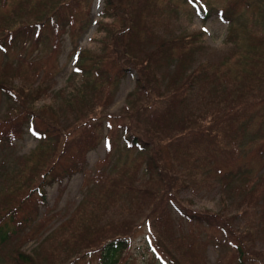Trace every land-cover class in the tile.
I'll list each match as a JSON object with an SVG mask.
<instances>
[{
  "label": "trees",
  "instance_id": "16d2710c",
  "mask_svg": "<svg viewBox=\"0 0 264 264\" xmlns=\"http://www.w3.org/2000/svg\"><path fill=\"white\" fill-rule=\"evenodd\" d=\"M183 1L202 20L213 14L226 19L228 24L236 20L234 2L222 8L212 5L209 0H199L198 4L193 0ZM244 1L246 7H252L253 0ZM90 2L24 0L13 10L0 15V51L10 46L25 50L31 44L37 46L45 43L52 48L48 55L56 57L61 34L69 31V28L72 30L70 33H75L86 27L80 16L87 14L85 9ZM160 3L168 8L173 6L170 1ZM160 3L157 5L156 0H103L100 16L113 21L98 20L97 23L110 36V40L104 43L100 54L87 49L76 52L71 93L64 97L61 95L62 100L57 102V108L51 104L35 105V100L46 93L41 80L50 78L52 68L43 70L39 62H27L28 67H37L40 71L30 81L23 82L27 84L26 87L6 82L7 72L13 71L12 76L21 78L26 68L18 66L13 69L11 65L0 68V95H12L16 99V103L9 106L0 117V151L20 139L26 130L38 139L40 145L27 164L1 180L0 253L10 254L15 264H62L61 255L68 258L64 264H129L124 258L131 247V222L128 224L134 203L142 211L148 209L147 225L156 224L161 231L159 240L163 241V232H172L171 216L167 209L169 200L180 205L182 215L190 226L189 235L174 237L178 243L185 239L181 244L192 248L198 231L216 230L227 243L235 245L236 257H233L235 261L231 264H264V249L257 250L237 242L225 215L190 209L181 205L175 194V189L186 187L180 182L183 180L181 174H192V169L198 166L216 168L217 162L223 168L229 166L224 158L235 151L230 137L234 116L229 111L241 110L245 115L242 122L247 125L254 115L264 111V70L261 69L264 53L247 70L219 71L213 68L215 66L211 63L214 62H202L188 75L182 76L176 72V67L184 61L181 47L188 44L178 43L184 40L179 37H173L172 40L157 39V33L151 26L153 13ZM1 4L6 8L5 0H1ZM148 13L149 19L146 18ZM229 34L230 40H237L232 28ZM249 34L258 44H264V31ZM139 44L140 50L129 49ZM150 46L152 49L149 50ZM240 57H234L233 52L218 62L236 61ZM20 60L23 61L24 56ZM246 61L253 60L247 58ZM169 66L175 72L168 78H161L159 72ZM186 66L184 64V68ZM180 68L183 69L182 66ZM131 69L135 70L137 78L129 99L151 101L146 106H136L137 115L144 118L141 125H136V114L132 116L128 109L125 111L130 117L125 116V122L119 121V117L113 118L111 114L106 118L97 116L98 109L107 106L108 97L114 94L119 81ZM158 78L164 80L163 89L159 86ZM37 80L38 84L34 85ZM169 87H172L171 93ZM154 89L165 98L159 94L150 97ZM189 103L195 104L193 111H186ZM81 104L85 105L84 110ZM127 106L134 108L131 102ZM176 125L179 131L177 135L171 129ZM239 137V132L233 135L235 140ZM101 142H104L105 158L117 152L121 144L125 149L135 150L139 158L137 165L145 163L142 171L156 177V187H160L162 192L159 193L152 184L142 188L132 183L118 186L121 177H108L99 168L97 171L100 173L95 172L89 179L86 178L97 183L93 191L86 195L87 202L91 204L82 214L88 221L78 223L80 218L75 213L64 224L73 227L69 233L60 237L53 231L42 238L41 242L52 240L49 251L42 248L35 250L41 251L37 257L24 255L20 246L40 237V229L49 222L46 186L55 182L60 184L78 172L88 176L92 171L85 168L86 154ZM234 145L238 146V142ZM42 146L47 149L42 150ZM187 157L192 162L180 165ZM181 167L184 171L179 173ZM218 170L221 179L227 184L232 172H221L220 167ZM127 180H133V177ZM259 186L258 183L250 195ZM115 204L121 205L124 214H127L119 221L104 217ZM41 206H45V211L40 214ZM77 208L80 210V206ZM261 213L264 215V211ZM87 233L89 236L85 237ZM155 246L159 252L150 251L155 264H177L167 254L169 249L163 244L155 240ZM41 253L48 258H41Z\"/></svg>",
  "mask_w": 264,
  "mask_h": 264
},
{
  "label": "rangeland",
  "instance_id": "374dc122",
  "mask_svg": "<svg viewBox=\"0 0 264 264\" xmlns=\"http://www.w3.org/2000/svg\"><path fill=\"white\" fill-rule=\"evenodd\" d=\"M160 1H163V3L170 1L174 7L168 8L161 4ZM160 1L156 0V4L158 5L159 2L160 5L153 13L151 26L157 33V39L172 40L173 37H179L184 38V40L178 43L188 44L186 47H181L184 61L176 67V72L181 73L182 76L188 75L193 68L202 62H214L211 63L215 66L213 68L219 71L224 69L238 71L243 68L247 70L249 67L252 68L255 61L264 53V44H258L253 39V35L249 34L250 32L264 31V0H253L251 8H248L249 5L245 6L244 0H209L212 5L222 8L234 2L236 20L233 24H228L227 20L215 15L210 16L206 21H202L183 0ZM23 2L24 0H5L6 8H4L0 0V15L13 10L14 6ZM102 4L103 0H91L90 5L85 9L87 14L83 13L80 16L83 19L84 26H86L81 32L70 33L72 30L69 28V31L61 34L60 47L56 57L48 55L52 52V48L51 46H46L45 43L37 46L31 44L25 50H22L21 47L10 46L5 51H0V68L11 65L13 69L18 66L27 69L25 75L21 78L12 76L13 71L7 72L6 82L13 86L26 87L27 84L23 82L30 81L34 75L37 76L35 73L39 72L41 68L43 70L52 68L53 73L50 78L45 81L41 80V86L46 88V93L41 94L35 100V105L51 104L57 108V102L62 100L61 95L64 97L71 93L72 87L70 83L72 78L75 77L73 76V70L77 59L76 52L87 49L92 53L100 54L103 52L104 43L110 40V36H107L105 31L99 28V23H97L98 20L113 21L111 18L100 16ZM146 18H150V13L147 14ZM231 28L237 38L236 41L228 38ZM139 46L140 44L132 45L129 49L138 51L141 49ZM148 48L149 50L152 49L151 46ZM233 52L234 57H241L236 61L218 62ZM23 53L25 55H22ZM23 56L24 60L21 61L20 59ZM247 58L253 61H246ZM30 61L39 62L40 69L28 67L26 64ZM187 62L188 65L186 66ZM261 69L264 70V64L261 65ZM174 72L175 70H173L172 66H169L162 68L159 73L161 78H168ZM136 78L135 70L131 69L119 81L114 94L108 97L107 106L98 109L97 116L106 118L107 115L111 114L113 118L119 117V121L125 122L127 120L126 117L129 118L130 114L132 116L136 114V125H141L144 118L137 115L136 106H146L151 101L143 98L139 100L129 99L131 92L134 91L136 86ZM38 81L34 85H37ZM158 81L160 84L156 83L163 89L164 80L158 78ZM168 91L171 93L172 87H169ZM150 93V97L159 94L160 97L165 98L156 89L151 90ZM129 102L134 108L127 106ZM15 103L16 99L12 95H0V117L6 113L9 106ZM193 103H189L186 111L195 109V104ZM80 106H83V110L85 109V105L81 104ZM126 109H128L130 114L126 113ZM229 113L234 116V128L230 137L232 149L235 150L233 155L230 153L224 158L227 159L229 166L226 169L217 162L216 168L198 166L197 169H192V174H181L183 180L180 182L182 185L184 183L186 187L179 190L175 189V194L178 202L190 209L221 212L230 221L233 237L237 242L262 250L264 249V215L261 213V211H264V111L259 115H254L253 119L249 121V125L243 124L242 119L245 118V115L241 110L236 112L229 111ZM62 115L60 116L61 122L63 120ZM176 127L178 125L172 126L171 129L177 135L179 131ZM237 132L240 133V137L235 140L233 135ZM202 141H205V139H202ZM235 142H238V146L234 145ZM39 146L38 139L26 130L20 139L0 151V185L3 178L12 175L34 157L32 153L38 150ZM46 149V146H42V150ZM191 162V158L187 157L180 162V165H188ZM138 163L139 158L135 155V150L125 149L122 144L117 152L107 158H105L103 142L95 149L90 150L86 154L85 165L86 170L92 171L88 176L83 172H78L65 178L60 184L55 182L46 186L49 222L44 228L40 229L39 233L42 235L25 242L20 246V251L25 253L24 255L32 257H37V254L41 252H35V250L44 248L49 251L52 240L41 242L42 238L53 231L59 234L60 237L69 233L73 227L65 226L64 224L75 213L77 218H80L78 223H86L88 221L82 214L84 209L91 204L87 202L88 197L86 195L91 190L93 191L97 183H94L93 180L88 181L86 178L89 179L95 172L100 173V171H97L99 168L108 177H121L118 186L132 183L137 188H142L152 184L153 188L161 193L162 189L156 187L158 185L156 177L150 172L145 173L142 171L145 163H142L141 166H138ZM218 167H220L221 172H232L227 184H225V180L221 179ZM137 168L138 171H135ZM183 171L184 168L181 167L179 173ZM130 177H133V180H127ZM258 183L260 186L254 194L250 195V192L255 189ZM134 205L137 207H132L133 213L131 212L128 224L129 226L131 222V231L129 232L132 237L131 247L124 258L129 264H155L154 255L150 252H159L155 246V240L169 249V251H166L167 254L177 264H231L235 261L233 259V257H236L234 243H227L216 230H212V232L205 229L198 231L197 240H195L192 248H187L181 244L185 239L178 243L174 237H179L183 234L189 235L190 226L186 223L181 213L180 205L173 200L167 201V209L171 216L172 232L165 230L162 234L163 241L159 240L161 235L160 228L156 224H153V226L147 225V219H149L147 216L148 209L145 208L142 211L136 203ZM77 206H80V210H78ZM121 207L118 204L111 206L104 217L119 221L122 217L127 216ZM39 211L40 214L43 213L45 206H41ZM81 214L82 216L79 217ZM105 223L107 222H100V224ZM88 236L89 234L87 233L85 237ZM54 239L55 235H53ZM40 257L48 258L43 253L40 254ZM61 258L62 264L68 260L67 257H62V255ZM0 264L15 263L10 254L0 253Z\"/></svg>",
  "mask_w": 264,
  "mask_h": 264
},
{
  "label": "snow or ice",
  "instance_id": "6c2138e0",
  "mask_svg": "<svg viewBox=\"0 0 264 264\" xmlns=\"http://www.w3.org/2000/svg\"><path fill=\"white\" fill-rule=\"evenodd\" d=\"M193 2L198 4L199 0H193ZM205 31H207V30H205Z\"/></svg>",
  "mask_w": 264,
  "mask_h": 264
}]
</instances>
